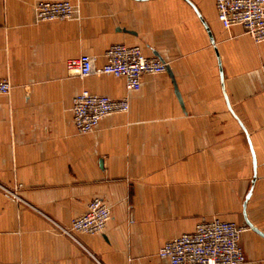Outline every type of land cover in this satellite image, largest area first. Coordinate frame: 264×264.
Masks as SVG:
<instances>
[{"label":"crops","instance_id":"obj_1","mask_svg":"<svg viewBox=\"0 0 264 264\" xmlns=\"http://www.w3.org/2000/svg\"><path fill=\"white\" fill-rule=\"evenodd\" d=\"M37 1L0 0V264H169L160 246L203 217L249 224L242 264H264V41L224 28L214 0H66L78 14L44 22ZM117 43L166 71L133 91L68 75V59L101 66ZM83 90L129 110L79 133ZM95 198L104 232L61 234Z\"/></svg>","mask_w":264,"mask_h":264},{"label":"built area","instance_id":"obj_2","mask_svg":"<svg viewBox=\"0 0 264 264\" xmlns=\"http://www.w3.org/2000/svg\"><path fill=\"white\" fill-rule=\"evenodd\" d=\"M218 20L224 28L241 25L254 41H264V0H214ZM78 14V7L66 0H39L34 4L37 22L67 20ZM101 66L83 54L66 61L69 76L84 78L90 75H111L125 81L127 91L138 90L146 74L166 71V63L157 57H146L138 46L112 44L105 52ZM264 78V70H263ZM11 84L0 78V94H8ZM127 97L111 99L105 95L81 91L73 98V122L79 133L92 131L107 114L127 112ZM15 198V192L9 191ZM109 207L98 198L87 204V210L73 218L68 226L55 223L61 234L79 243L78 234H101L110 219ZM247 224L223 221L218 218H201L195 230L167 240L158 249L160 259L169 264H242L246 261L240 244L241 233Z\"/></svg>","mask_w":264,"mask_h":264},{"label":"water","instance_id":"obj_3","mask_svg":"<svg viewBox=\"0 0 264 264\" xmlns=\"http://www.w3.org/2000/svg\"><path fill=\"white\" fill-rule=\"evenodd\" d=\"M248 226H250L249 224H248ZM251 227V226H250Z\"/></svg>","mask_w":264,"mask_h":264}]
</instances>
